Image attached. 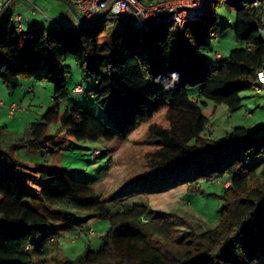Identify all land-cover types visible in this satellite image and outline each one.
Returning a JSON list of instances; mask_svg holds the SVG:
<instances>
[{"label": "trees", "instance_id": "16d2710c", "mask_svg": "<svg viewBox=\"0 0 264 264\" xmlns=\"http://www.w3.org/2000/svg\"><path fill=\"white\" fill-rule=\"evenodd\" d=\"M223 1L211 0L182 31L167 22L139 29L123 20H114L122 24L120 29H108L105 16L88 25L54 18L49 26L34 23L18 30L10 6L0 15L3 86L12 91L22 79L54 86L51 105L9 146V151H19L28 159L0 162V264H34L30 251L43 229L49 239L60 225H75L92 234L87 226L92 220L109 223L99 247L86 246L61 264H264V164L257 169L264 160V126L249 130L237 125L223 140H215L204 133L208 117L189 95L190 89L199 88V97L233 111L242 105L241 93L252 89L256 70L264 62L260 31L264 0L257 5L255 0H225L234 12V36L240 45L215 58V66L200 70L205 59L201 50L210 48L226 28L218 24L215 12ZM96 32L105 33L102 43ZM57 45L63 46L60 57L54 54ZM67 55L83 75L94 78L89 92L96 103L113 105L111 125L72 101ZM50 125H55L53 134L47 133ZM85 140L129 142L121 152L128 168L122 177L125 186L160 172L167 173L163 180L176 178L173 184L146 187L139 193H164L178 184L197 189L202 181L226 176L229 184L219 195L217 223L195 231L174 211L128 200L135 195L130 191L115 204L111 198L102 199L69 169L45 162L55 149ZM223 150H231L224 166H218L220 158L210 170L197 165L200 158L218 156ZM241 150L250 154L251 162ZM29 201L41 202V211ZM230 247L241 258L232 260Z\"/></svg>", "mask_w": 264, "mask_h": 264}, {"label": "rangeland", "instance_id": "374dc122", "mask_svg": "<svg viewBox=\"0 0 264 264\" xmlns=\"http://www.w3.org/2000/svg\"><path fill=\"white\" fill-rule=\"evenodd\" d=\"M36 1L39 7L41 6L40 3H46L45 10L42 11L49 18L57 16L56 18L62 20L64 17L53 6L58 5L56 0ZM25 6L24 0H17L13 14L21 13ZM215 12L218 24L226 25V28L224 32L216 35L210 48L201 50L205 55L203 63L200 64L201 71L215 66L217 63L215 60L216 54L225 56L232 48L240 45L234 36V12L228 7L225 0L216 8ZM33 17L39 20L40 14ZM204 20H206V16L203 17ZM44 24L49 26L50 20L46 19ZM34 25H39V23ZM105 25L108 29H120L122 27L119 21L110 19L105 21ZM96 33L98 42L102 43L105 40V33ZM54 54L56 57H60L63 54V46H55ZM64 63L70 66L71 71L68 87L71 89L76 84H82L85 89L83 94L72 93L74 97L81 102L88 112L99 118L104 124L108 123L111 125L114 113L113 105L110 101H106L104 105H99L89 92L94 86V78L90 75H83L71 55L66 56ZM0 89V91H3V98H10V100L22 105V110L11 116L7 114L5 109L0 110V129H5L1 126L6 125L5 131H0V162L11 164L14 159H28L21 152L16 150L9 151V146L20 138L22 134L26 133L29 123L39 120L42 113L51 105L54 86L47 81L22 79L20 86L12 91L7 90L1 82ZM198 89H190L189 95L192 99L198 101L203 113L208 117V125L204 133L211 138L223 140L227 132L237 125H244L249 130L264 126V96L256 94L253 89L245 90L241 93L242 105L233 111L229 110L224 104H216L210 99L199 97ZM3 98L2 100L4 101ZM248 112H250V116H247ZM108 128L110 127L108 126ZM54 130L55 125H50L47 133L53 134ZM128 145V141L120 142L117 140L110 142L104 140L79 141L70 148L61 147L55 149L44 160L48 165L69 169L75 178L89 182L96 194L102 199L111 198L115 204H118L122 201L118 197L123 196L120 190L123 185L121 179L128 169L122 160L121 152ZM241 151L251 162L253 158L250 154L243 150ZM230 156L231 150H223L218 156L209 154L200 158L197 161V165H201L204 170H210L217 167V158L222 160L218 166H224ZM262 164H264V160L258 164V170ZM108 170L111 172L109 176H107ZM166 174V172L157 173L144 182L137 183L133 189H130V192L141 191L146 187L151 189L159 185L173 184L176 181L175 177L169 176V179H162ZM228 184L229 179L224 176L213 181H202L197 189L186 190L183 184H178L164 193L141 192L142 194L139 193V195L128 197V200L149 203L152 208L158 210L174 211L184 219L187 227L190 226L193 230L199 232L212 228L217 223L222 205L219 195L222 187ZM148 194L149 197H147ZM28 204L41 211V202L29 201ZM87 226L94 231L92 234H88V230H78V226L75 225H60L57 227V234L50 239L47 229H43L37 240L33 242L34 244L30 251L34 264H61L60 262L64 258L72 259L78 256L86 246L90 249H97L100 245L101 236L108 228L109 223L106 220H92L87 223ZM228 252L232 260L241 258L238 251L232 247H230ZM227 257L229 256L225 255V261L229 259Z\"/></svg>", "mask_w": 264, "mask_h": 264}, {"label": "built area", "instance_id": "2783aa9c", "mask_svg": "<svg viewBox=\"0 0 264 264\" xmlns=\"http://www.w3.org/2000/svg\"><path fill=\"white\" fill-rule=\"evenodd\" d=\"M111 0H69V3L77 11V13L84 20H92ZM135 8H137L143 18L149 22H156L163 17H165L171 10L177 6H191L199 7L203 0H128ZM126 0H116L112 3L111 7L106 11V13L100 17L108 20H123L139 29H148L147 24H145L141 18L138 16L132 5ZM211 0H206L202 8L198 9H187L179 8L173 11L169 16L161 21L172 23L178 31H182L183 26L188 21H194L199 18L201 13L207 7ZM258 0L253 2L257 5ZM11 0H0V15L10 6ZM29 13L36 14L40 13L46 19L53 20L54 18H49L41 9L31 3L29 8ZM194 11V12H188ZM98 18V19H100ZM24 16L22 13H15L13 15L14 25L18 30L24 29ZM97 20V19H96ZM264 23V18L261 19ZM261 32H264V28H260ZM221 55L216 54L215 58H220ZM252 89L256 94H264V62L256 70V80ZM74 93L82 92V86L76 84L73 88ZM6 110L8 115H14L17 111L22 110V105L16 102L6 104L0 98V109ZM92 232V231H91Z\"/></svg>", "mask_w": 264, "mask_h": 264}, {"label": "crops", "instance_id": "0c3cea01", "mask_svg": "<svg viewBox=\"0 0 264 264\" xmlns=\"http://www.w3.org/2000/svg\"><path fill=\"white\" fill-rule=\"evenodd\" d=\"M25 1V3H26V6H25V8L22 10V12L21 13H23L24 14V27H25V29L26 28H28L31 24H34V23H39V24H44V22L46 21V18L45 17H43V15H41L40 13H36V14H31V13H29V8H30V4L32 3V4H34L35 6H37V1L36 0H24ZM57 2H58V5H53L55 8H57V10H59L60 11V13H62L63 15H64V17L62 18V20L61 21H63V22H66V23H70V24H73V25H79L78 23V20L76 19V17L74 16V14L72 13V11H71V9L68 7V5H66L63 1H61V0H56ZM16 4H17V0H11V3H10V9H11V11L13 12V10H14V7L16 6ZM41 4V6L39 7V6H37L39 9H41V10H45V7H46V3H40ZM13 7V8H12ZM50 7H52V6H50ZM15 12V11H14ZM37 14H40V19L38 20V19H36L35 17H33V16H35V15H37ZM28 16V17H27ZM57 16H54V18H56ZM58 19V18H57ZM40 20H42L41 22H40ZM45 25V24H44ZM1 90V89H0ZM78 94V93H77ZM81 94H83V93H81ZM258 95H262V96H264V94H258ZM0 98L2 99L3 98V91H0ZM71 98H72V101H74V102H77V103H79L81 106H82V104H81V102L79 101V100H77L75 97H74V95L73 94H71ZM4 99V102L5 103H12V102H15V101H13V100H10V98H3ZM51 101H52V98H51ZM64 105H67V103H65ZM1 109H3V108H1ZM0 109V110H1ZM247 116H250V112H248L247 113ZM2 128H5L6 129V125L5 126H1ZM5 129H0V131H5ZM17 152H19V151H17ZM111 172H109V170H108V174H107V176H109V174H110ZM121 183L123 184L122 185V187H121V195H124L125 194V192H128V191H130V189H133L134 188V185H131V186H125L124 185V183L122 182V179H121ZM134 192V194L135 195H139V192H136V191H133ZM142 194V193H141ZM116 197V196H115ZM131 197V196H130ZM147 197H149V194L147 195ZM119 198V197H118ZM120 198H122V197H120Z\"/></svg>", "mask_w": 264, "mask_h": 264}, {"label": "water", "instance_id": "95a60500", "mask_svg": "<svg viewBox=\"0 0 264 264\" xmlns=\"http://www.w3.org/2000/svg\"><path fill=\"white\" fill-rule=\"evenodd\" d=\"M61 1H63L66 5H68V7L71 9V11H72V13L74 14V16L76 17V19L78 20V24L79 25H88V24H90V23H92L94 20H96V19H98V18H100V17H102L105 13H106V11L111 7V5H112V3L114 2V1H116V0H111L92 20H84L78 13H77V11L73 8V6L67 1V0H61ZM126 1H128V0H126ZM205 1L206 0H203L202 1V4H201V6H199V7H191V6H185V5H182V6H177V7H175L173 10H171L165 17H163L162 19H160V20H158V21H156V22H149V21H146L144 18H143V16L141 15V13H140V11L137 9V8H135L129 1V3L132 5V7L134 8V10L136 11V13L138 14V16L141 18V20L145 23V24H147L148 25V27H154V26H156V25H159V24H161V21L163 20V19H165L167 16H169L173 11H175V10H177V9H179V8H187V9H200V8H202V6H203V4L205 3ZM188 12H194V11H188Z\"/></svg>", "mask_w": 264, "mask_h": 264}]
</instances>
